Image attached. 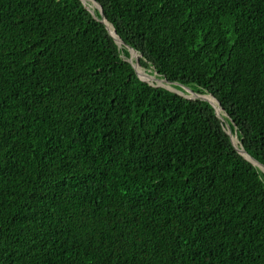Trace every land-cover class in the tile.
Returning a JSON list of instances; mask_svg holds the SVG:
<instances>
[{"label":"trees","instance_id":"16d2710c","mask_svg":"<svg viewBox=\"0 0 264 264\" xmlns=\"http://www.w3.org/2000/svg\"><path fill=\"white\" fill-rule=\"evenodd\" d=\"M96 1L0 0V264H264V0Z\"/></svg>","mask_w":264,"mask_h":264},{"label":"water","instance_id":"95a60500","mask_svg":"<svg viewBox=\"0 0 264 264\" xmlns=\"http://www.w3.org/2000/svg\"><path fill=\"white\" fill-rule=\"evenodd\" d=\"M93 1H95L98 5H99V11H100V13H101V15H102V19L100 20V21H102L105 25H106V27H107V29L109 30V32H110V34L114 37V39L116 40V42L118 43V44H123V40L120 38V41L116 38V36L112 33V31H111V29L109 28V26H108V23H107V19L105 18V16H104V11H103V8H102V6L100 5V3H98L96 0H93ZM82 2L85 4V2H84V0H82ZM90 10V9H89ZM92 13H94V12H92ZM95 14V13H94ZM97 17V16H96ZM115 32H116V30H115ZM115 34H117V32L115 33ZM129 50H130V57H129V61L132 63V65H133V67H134V69L136 70V73H137V75L143 80V81H146L142 76H141V72L139 71V67H140V65H139V61H138V59L136 58V59H132V51L131 50H135L134 48H132L131 46H129ZM136 51V50H135ZM137 52V51H136ZM145 73V72H144ZM148 74V73H147ZM149 76H153V75H150V74H148ZM156 79V78H155ZM164 81H166V82H168V80L165 78L164 79ZM146 82H148V81H146ZM149 83V82H148ZM175 84H179V83H175ZM179 85H181L183 88H185L186 90L188 89H190V90H192L189 86H186V85H182V84H179ZM194 91V90H193ZM199 98H202V99H204V100H207V101H209L211 104H212V106L215 108V106L213 105V103L210 101V99L209 98H207V97H203V96H201V97H199ZM216 109V113H217V115L219 116L220 115V113L218 112V110H217V108H215ZM226 114V113H225ZM227 115V114H226ZM228 116V115H227ZM220 117V116H219ZM228 134L231 136V139H232V142H233V144H234V146H235V148L241 153V154H243L244 155V157L245 158H247L248 160H250L252 163H254L255 165H258L263 171H264V164L263 163H261L260 161H258L257 159H255L252 155H250L246 150H245V148L242 146V148H238L236 145H235V143H234V140H233V137H232V132H231V129H230V126H229V128H228ZM248 156H250V157H248Z\"/></svg>","mask_w":264,"mask_h":264},{"label":"rangeland","instance_id":"374dc122","mask_svg":"<svg viewBox=\"0 0 264 264\" xmlns=\"http://www.w3.org/2000/svg\"><path fill=\"white\" fill-rule=\"evenodd\" d=\"M92 2V1H91ZM92 3H94V2H92ZM95 4V3H94ZM93 4V7H94V10H92V8L91 7H89L88 6V4L87 3H85V5H86V7L88 8V9H90L92 12H94L95 13V10H99V5L98 4H95L94 5ZM137 57H138V55H137ZM137 57H132V59H136ZM138 59V58H137ZM143 68L141 67V69H139V71L141 72V70H142ZM144 71H145V73H148V74H150V75H153L154 77H156V79H151V78H146L145 76H142L146 81H148L150 84H152V85H156V86H161V87H165V88H168V89H170V90H172V91H176V92H178V93H180V94H182V95H184V96H186V97H188V98H197V97H200V95L202 96L203 94H201V93H198V92H195V91H193V89L192 90H186L185 88V92L184 91H181V90H179L178 88H176L175 86H173V84L172 83H170L169 81L168 82H166V81H163L165 78H162V77H160V76H158L157 74H156V72H154V73H150V72H148V71H146L145 69H143ZM142 70V71H143ZM160 80H162V81H160ZM160 83V84H159ZM198 94V95H197ZM234 139L236 140L237 139V141H238V143H240L239 142V136L238 135H235L234 136Z\"/></svg>","mask_w":264,"mask_h":264},{"label":"bare ground","instance_id":"6f19581e","mask_svg":"<svg viewBox=\"0 0 264 264\" xmlns=\"http://www.w3.org/2000/svg\"><path fill=\"white\" fill-rule=\"evenodd\" d=\"M94 2L93 0H84V2L85 3H87L88 4V6L89 7H91L92 8V10H94V7H93V4L95 3H92V2ZM95 5V4H94ZM107 23H108V26L112 29V27H111V25L109 24V22L107 21ZM113 30V29H112ZM113 32L114 33H116L114 30H113ZM116 36H117V34H116ZM117 38H118V40L120 41V38L117 36ZM132 51V56L133 57H137V53H136V51L135 50H131ZM138 58V57H137ZM140 69H141V67H139ZM143 70V69H142ZM144 71V70H143ZM160 81H162V80H160ZM164 81V80H163ZM160 84V83H159ZM198 95V94H197ZM201 96V95H200ZM204 97H207V98H209L210 99V101L213 103V105L217 108V110H218V112L219 113H222V110H221V108L218 106V103H217V100H215V98L213 97V96H211V95H203ZM225 116H226V114H224ZM235 135H237V133L235 134ZM232 137H233V135H232ZM233 140H234V143H235V145L238 147V148H242V145H241V143L242 142H240V140H239V142L240 143H238V141H237V139L235 140L234 139V137H233ZM247 155V154H246ZM248 156V155H247ZM248 157H250V156H248Z\"/></svg>","mask_w":264,"mask_h":264},{"label":"clouds","instance_id":"9594fccd","mask_svg":"<svg viewBox=\"0 0 264 264\" xmlns=\"http://www.w3.org/2000/svg\"><path fill=\"white\" fill-rule=\"evenodd\" d=\"M137 53V52H136ZM196 92V91H195ZM199 93V92H198ZM202 94V93H201ZM203 95H210V94H203ZM202 95V96H203ZM212 96V95H211ZM201 97V96H200ZM204 97V96H203ZM197 98H199V97H197ZM215 98V97H214ZM194 99V98H193ZM202 99V98H201ZM216 99V98H215ZM217 100V99H216ZM218 101V100H217ZM218 103H219V101H218ZM219 105H220V107H222L221 106V104L219 103ZM216 108V107H215ZM221 110H222V114H220L219 116H220V118L222 119V120H224V117H223V114H225L226 112L224 111V109L223 108H221ZM215 111H216V109H215ZM217 114V113H216ZM227 114V113H226ZM228 115V114H227ZM226 115V116H227ZM233 123V122H232ZM229 126H230V124H229V122H226V130H227V132H228V128H229ZM230 129H231V132H232V134L233 133H237V129L236 130H232V128H231V126H230ZM238 134V133H237ZM240 140V139H239ZM241 142V141H240ZM241 145H242V143H241ZM243 146V145H242Z\"/></svg>","mask_w":264,"mask_h":264}]
</instances>
